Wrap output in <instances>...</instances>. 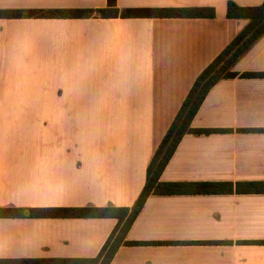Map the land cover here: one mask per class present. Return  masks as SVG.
Returning a JSON list of instances; mask_svg holds the SVG:
<instances>
[{
	"label": "crops",
	"instance_id": "crops-1",
	"mask_svg": "<svg viewBox=\"0 0 264 264\" xmlns=\"http://www.w3.org/2000/svg\"><path fill=\"white\" fill-rule=\"evenodd\" d=\"M215 18L0 19V207H132L200 73L248 25ZM107 0H0V10L100 9ZM234 71L264 73V36ZM163 182H264V77L212 88ZM116 219L0 218V260L99 255ZM111 264H264V193L151 196Z\"/></svg>",
	"mask_w": 264,
	"mask_h": 264
},
{
	"label": "trees",
	"instance_id": "trees-1",
	"mask_svg": "<svg viewBox=\"0 0 264 264\" xmlns=\"http://www.w3.org/2000/svg\"><path fill=\"white\" fill-rule=\"evenodd\" d=\"M215 18L216 10L208 8L120 9L117 0H107V7L100 9H36L0 10V19H81V18ZM229 19H247L248 25L207 66L195 80L180 111L163 137L147 169L145 187L132 207H0V218H94L116 219L111 233L99 255L95 258L76 259H21L0 260V264H111L123 245H136L127 241L132 225L151 196L217 193H264V182L250 183H190L163 182L161 176L174 156L183 138L188 134L211 135L224 132L215 129L192 127L194 118L214 86L224 79L264 77V73L239 74L236 63L264 36V2L259 6H239L228 3Z\"/></svg>",
	"mask_w": 264,
	"mask_h": 264
}]
</instances>
